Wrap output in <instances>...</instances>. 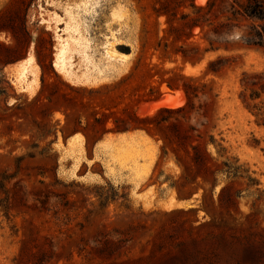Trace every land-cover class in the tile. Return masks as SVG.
<instances>
[{"label":"rangeland","instance_id":"rangeland-1","mask_svg":"<svg viewBox=\"0 0 264 264\" xmlns=\"http://www.w3.org/2000/svg\"><path fill=\"white\" fill-rule=\"evenodd\" d=\"M209 1L0 0V264H264V50L233 0L196 26ZM116 40L125 63L107 59ZM172 92L182 107L139 115ZM125 129L148 157L120 163L112 136L94 148Z\"/></svg>","mask_w":264,"mask_h":264},{"label":"trees","instance_id":"trees-1","mask_svg":"<svg viewBox=\"0 0 264 264\" xmlns=\"http://www.w3.org/2000/svg\"><path fill=\"white\" fill-rule=\"evenodd\" d=\"M194 1V0H193ZM214 5V1L210 0L208 5L206 7H198L195 4L191 5V9L194 11L195 14H197V23L196 26H199L202 28V24L200 23V20L204 18L203 13H210V10L212 6ZM180 8L189 9L187 5L181 4L179 6ZM232 8V16L237 18L241 17L249 22V26L247 27V30L245 34L241 37V39L244 41V43L248 47L253 48H259L264 50V0H233V3L231 5ZM156 12H163L162 14L167 15L165 9H160ZM188 17V15H184L183 18ZM222 27L226 28H234V29H228L226 32L220 33L216 31L217 36H231L234 34V31L238 28L237 25H234L232 23L230 24H224ZM184 57L186 58V53L183 52ZM230 59L226 58H218L217 60L211 61L208 65L207 71L213 74L220 73L223 69L227 67L229 64ZM246 75H244L245 77ZM244 84L245 78L243 79ZM184 91L186 93V96L188 98V104L187 106L180 108V111H185L189 107L192 106V97L198 96L197 88L193 87L190 84H186L184 86ZM253 97L252 100H256ZM169 109H161L159 111H164ZM149 119V118H146ZM126 130V129H125ZM194 155L192 157L194 165L199 168L203 165V161L206 159V154H204L199 147H193Z\"/></svg>","mask_w":264,"mask_h":264},{"label":"bare ground","instance_id":"bare-ground-1","mask_svg":"<svg viewBox=\"0 0 264 264\" xmlns=\"http://www.w3.org/2000/svg\"><path fill=\"white\" fill-rule=\"evenodd\" d=\"M206 1L207 0H199V3L203 5V4L206 3ZM118 8L119 9L117 10V12H115L112 15L114 20H115L114 23L117 22V23L120 24V26L126 27V26L129 25V22H130V11L126 7H124L122 5H120V7H118ZM68 17H69V20H70V23H71L69 28H73L75 17L72 16L71 12H68ZM57 22H59V21H57ZM113 33H115V32H113ZM72 40H73L72 43H74L76 41L74 38H72ZM114 42L111 43V46L109 47V50H108L109 57L107 59L108 60L112 59V60H115V61H118V62L123 61V63H125L130 58V55L122 54L116 48V46L119 45V42H120L119 40H116ZM71 51H72V45L66 44L61 49L60 59L63 60V62H64L65 61V58H64L65 54H68ZM25 73L26 72L21 73L20 76H24L25 77ZM186 73L188 75H191L193 73V70L188 69ZM175 96L176 97H172L171 95H166L163 98V100L161 102L157 103V104H151V105L142 104L140 109L138 110V113L141 116H148V115H151V114L155 113L157 109L162 108V107H165V108H168V109H176V108L182 107L186 103V100H187L185 94H183L182 92H176ZM139 137L141 138V139H138L139 143L136 142L134 144L132 142L128 141V139H129L128 137L117 138L116 140L127 141L126 143L127 144L129 143V146H124L122 148H119V152L115 155V159H117L120 163L125 164V163H127L128 161H131V160H135V162H137V159L140 156L148 157V155H150L147 152L149 150L148 149L149 146H147V145H150V144H148L149 139L147 137H145V136H139ZM113 140H115V139L113 138ZM144 145H145V147H144ZM143 147L147 148V149L144 150ZM136 169H138V168H136ZM170 204H171V207H176V208H182L184 206L183 202H179V201H176V200H173L172 203H170Z\"/></svg>","mask_w":264,"mask_h":264},{"label":"crops","instance_id":"crops-1","mask_svg":"<svg viewBox=\"0 0 264 264\" xmlns=\"http://www.w3.org/2000/svg\"><path fill=\"white\" fill-rule=\"evenodd\" d=\"M175 93L176 92H172L171 94H168V95H171L172 97H176ZM165 96H166V94L160 100H154V101L147 102V103H144V104H147V105L157 104V103L161 102ZM162 109H166V108L162 107ZM158 110H161V108L157 109L156 111H158ZM144 134L147 135L141 129H126V130H122V131L115 132V133H108V134L104 135L102 137V139L98 143H96L94 148L97 149L101 145H103L109 139V136H112V137H110V138H112L111 140H113V138L116 140L117 138H121V137H128L130 139V137L144 136Z\"/></svg>","mask_w":264,"mask_h":264}]
</instances>
